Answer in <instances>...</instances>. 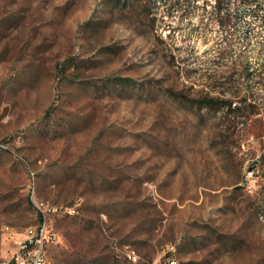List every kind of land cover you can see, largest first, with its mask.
<instances>
[{
    "label": "rangeland",
    "instance_id": "obj_1",
    "mask_svg": "<svg viewBox=\"0 0 264 264\" xmlns=\"http://www.w3.org/2000/svg\"><path fill=\"white\" fill-rule=\"evenodd\" d=\"M215 1L0 0V264L34 201L48 264H264V0Z\"/></svg>",
    "mask_w": 264,
    "mask_h": 264
},
{
    "label": "built area",
    "instance_id": "obj_2",
    "mask_svg": "<svg viewBox=\"0 0 264 264\" xmlns=\"http://www.w3.org/2000/svg\"><path fill=\"white\" fill-rule=\"evenodd\" d=\"M217 2L215 1V9L218 18L222 13L217 10ZM35 206L43 215V220L36 226H31L24 232V239L20 242L17 251L12 255L11 262L13 264H48L47 248L50 244H55L59 241L58 234L53 231L47 220L49 214H54L58 211L57 208L45 203H38L34 201ZM127 259L132 262L137 261L134 253H128ZM172 262L177 263L172 258Z\"/></svg>",
    "mask_w": 264,
    "mask_h": 264
},
{
    "label": "trees",
    "instance_id": "obj_3",
    "mask_svg": "<svg viewBox=\"0 0 264 264\" xmlns=\"http://www.w3.org/2000/svg\"><path fill=\"white\" fill-rule=\"evenodd\" d=\"M242 1L244 3L253 1V2L256 3L255 5H259L260 4V1L259 0H242ZM225 6H227V4L225 3V0H218V2H217V10L219 11V13H221V12H223V10H225ZM219 21H220V23L222 25L225 26V25H227L230 22V18H229V16H226V17H223L222 16ZM253 72H254V70L253 71H250V69L247 68V70H246V73H247L246 76H252L253 75ZM42 220H43V215L39 212V223H41Z\"/></svg>",
    "mask_w": 264,
    "mask_h": 264
},
{
    "label": "bare ground",
    "instance_id": "obj_4",
    "mask_svg": "<svg viewBox=\"0 0 264 264\" xmlns=\"http://www.w3.org/2000/svg\"><path fill=\"white\" fill-rule=\"evenodd\" d=\"M135 256V255H134ZM136 257V256H135ZM168 264H176L175 262H172V259L168 260Z\"/></svg>",
    "mask_w": 264,
    "mask_h": 264
}]
</instances>
